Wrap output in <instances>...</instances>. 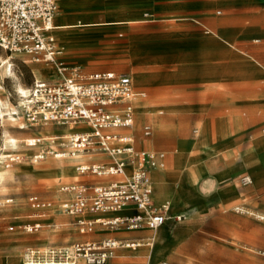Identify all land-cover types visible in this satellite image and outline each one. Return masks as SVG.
I'll use <instances>...</instances> for the list:
<instances>
[{"label":"crops","instance_id":"obj_1","mask_svg":"<svg viewBox=\"0 0 264 264\" xmlns=\"http://www.w3.org/2000/svg\"><path fill=\"white\" fill-rule=\"evenodd\" d=\"M56 2L59 12L57 11L58 15L56 13L53 19L52 34L60 54L71 49L88 51L103 42L101 38L104 32L95 28L98 23L108 22L112 26L109 29L112 32L118 30H116L118 24L121 25L120 38L113 41L116 40L121 51L125 52V60L122 63L126 62L124 65H130V69L127 72H117L115 69L80 71L91 73L108 70L128 74L135 90L143 93V96L134 102L135 124L133 122L132 127L123 132L133 137L137 149L164 153V166L150 169L148 174L150 182L151 178L155 179L157 185L160 184V188L166 194H172V197L170 196L169 202H163L159 196H153L151 192L152 202L154 205L170 204L171 215H185L182 221L177 222L172 218L153 232L143 229L114 233L96 225L92 233L83 234L82 238L76 241L107 236L131 239L152 237L151 246H141L134 250L119 249L117 251L119 254L114 257L119 258L118 261L104 264H132L134 258H145V264H159L161 261L168 264H231V261L226 262L231 257L220 251H214L212 256L208 257L202 254L199 244L207 239L214 242L219 240L238 243L247 250L264 253V224H258L255 219L246 215L249 213L264 217L255 213L264 212V178L255 173L256 167L253 166L256 163L255 155L261 150L264 151V136L256 134L247 141L243 147V156L240 158L239 144L243 137L239 135L235 120L230 124L225 122L221 129L216 128L213 132L207 130L208 126L205 123H201L198 129V132L202 129L201 135H198L196 129L191 130L190 126V122L196 126L201 121L199 115L205 116V121L215 123L221 117L218 115L228 111L234 113L238 110V99L210 94L208 98L190 101L176 98L157 104L142 103L147 97L145 88L149 84L157 90L186 85L193 91H202L224 85L226 83L224 80L232 82L226 79L235 81L263 75V71L254 63L214 62L230 54L228 46L230 43L234 45L238 34L225 33V19L219 20L216 25L202 18L212 6V1L154 0L147 10L146 0H56ZM258 2L264 10V0ZM216 13L219 14L220 10ZM154 14L157 16V28H141L140 18L154 17ZM262 15L264 17V14ZM215 25L217 36L213 39L204 28L209 29ZM56 26L62 28L57 29ZM253 41L260 42L261 38L257 37ZM146 49L152 52L148 55L146 65L133 66L128 62L138 61L139 52L142 53ZM209 59L211 63H208ZM150 61L167 67L159 70L158 75L151 77L144 70ZM65 64L77 67L73 63ZM44 66L47 71L44 79H52L53 72L57 71L51 65ZM132 72H137V76H132ZM143 74L151 78L149 81L144 80V86L133 82L132 77L140 82V76ZM137 106L139 110L136 113ZM203 110H207L208 113L201 114ZM146 122L151 123L145 125L152 128L149 137L142 134L141 125ZM84 128L88 130L85 125L81 127ZM74 163L76 164V161ZM243 169L249 171L254 184L248 186L239 184L240 172ZM102 181L103 179L94 182ZM237 212L240 213L237 215ZM11 218L14 221H21L20 215H13ZM40 218L31 222L41 221ZM134 233L144 234L137 237L129 236ZM27 242L28 239L9 237L0 240V248L8 252L5 259L3 258L4 261L10 263L13 257L11 255H15L13 253L24 245L23 251L38 244L28 245ZM23 251L19 256L22 257ZM257 258V255L253 254L252 260L242 262L238 251V254L233 256V264H258Z\"/></svg>","mask_w":264,"mask_h":264},{"label":"built area","instance_id":"obj_2","mask_svg":"<svg viewBox=\"0 0 264 264\" xmlns=\"http://www.w3.org/2000/svg\"><path fill=\"white\" fill-rule=\"evenodd\" d=\"M57 11L56 0H0V47L32 62L52 65L59 73L55 79L34 78L23 96L25 120L38 126L51 123L76 128L68 135H37L30 145L47 142L49 150L34 154L33 159L45 154L75 157L79 174L104 178L102 182L75 181L59 187L60 211L75 218L79 233H92L96 225L114 233L156 229L170 219V213L168 203L153 204L148 172L164 166V153L137 149L133 137L123 132L132 127L134 102L143 93L135 90L128 74L108 70L82 73L57 60L52 34ZM84 125L88 130L81 129ZM261 131L264 134V126ZM142 134L149 137L151 126H143ZM7 159L13 163L21 157L8 154ZM252 183L250 175L239 176L241 186ZM26 201L37 211L51 205L37 195H29ZM43 216L44 212L34 214L36 219ZM184 218V214L173 216L177 222ZM41 226L36 220L24 223L22 229L33 233ZM147 239L107 236L68 246H30L22 257L24 264H104L116 257L119 249H134Z\"/></svg>","mask_w":264,"mask_h":264},{"label":"rangeland","instance_id":"obj_3","mask_svg":"<svg viewBox=\"0 0 264 264\" xmlns=\"http://www.w3.org/2000/svg\"><path fill=\"white\" fill-rule=\"evenodd\" d=\"M152 1L154 0H146V10L149 9L150 5L152 6ZM211 1L212 6L202 15V18L216 25L219 20L225 19V33L238 34L234 45L230 43L228 46L230 54L220 60L215 59L217 61L214 62L227 64L234 62L254 63L259 70L263 71V75L241 78L235 81L226 79L232 82L224 80V82H226L224 85H218L213 90L202 91H193L186 85H180L178 88L167 87L157 90L153 88L152 84H149L145 88L147 97L142 103L157 104L176 98L190 101L208 98L210 94H216V96L226 95L228 99L237 98L238 110L234 113L228 111L223 113V115H218L221 117H219L217 119L218 121L215 123L208 122L207 120L205 121L206 117L199 115L198 118H201V121L196 126L190 122V126H192L191 130L196 129L198 132L200 124L205 123L208 126L207 130L213 132L216 128L221 129L222 124H225V122L230 124L232 120H235L239 135L243 137L239 144V156L242 158L245 143L251 140L256 134L264 136L261 131L264 125V17L262 15L264 14V10L260 7V2H258V0ZM217 10H220L219 14L216 13ZM156 18L157 16L155 14L154 17L140 18L142 23L141 28H157L158 21H156ZM216 25L209 27V29L204 28L208 32L210 38L215 39L217 36ZM111 27L112 26L106 21L96 24L95 28L104 32L101 38L103 42L97 44L93 49H88V51H80L78 49L65 51L57 55V60L67 64L73 63L79 69L86 71L115 69L117 72H127L131 66L128 64L124 65L126 62L122 63V61L125 60V52L121 51V47L116 40L113 41L115 38H120L121 25L118 24L116 26V30H118L115 32L109 30ZM56 28L60 29L62 27L56 26ZM257 37L261 38V41L256 43L253 39ZM150 53L152 52L146 49V51L142 53L139 52L138 61L131 60L128 62L133 66L146 65ZM1 59L8 60L10 64L8 66H6V64L2 66L0 62V99L3 102L2 109L4 113L3 118H1L0 115V169L6 173L4 185L3 187L0 186V240L7 237L10 239H28V245L38 243L34 246L39 247L69 245L81 239L83 234L79 233L75 224V218L63 214L60 211L59 204L62 198L59 192L60 185L75 181L94 182L96 180H104V178L90 173L79 174L76 164L71 162L73 158H54L51 154H45L44 158L38 160L33 159L34 154L40 153L43 150H49V148H47V142L43 145H30L37 135L46 136L48 134L59 133L68 135L76 128L70 126H57L51 123L40 126L28 123L25 120L22 107H18L19 100L23 101V98L19 97L16 89L20 85L27 90L34 80V72L38 67L44 68L45 64H36L30 61L25 55L9 52L0 47V61ZM208 63H211V59H209ZM166 67V65L150 61L148 67L144 68V70L149 76L154 77L158 75L159 70H163ZM9 68L11 69L10 72L8 71ZM53 73L52 79L59 76L56 72ZM148 75H139L141 77L140 82L132 77L133 82L140 86H144V80L149 81L151 79ZM132 76H137V72H132ZM230 104L231 103H229V105ZM138 108V106L135 107L136 113L139 110ZM10 113L14 114L16 121H12L8 116ZM207 113V110L201 111V114ZM145 124L151 123H143L141 129ZM209 126L211 128H209ZM202 133V129H200L198 135ZM191 134L194 136L193 131H191ZM10 138L15 140L14 144H10L6 141V139L9 141ZM8 154H19L21 159L18 162L9 163L7 159ZM255 159L256 163L253 164V166L255 165L256 168L254 171L258 176L264 178V151H259L255 155ZM64 167L67 168L68 172L73 169L76 173L74 175L62 173L60 169ZM242 174H249V171L243 169L240 172V175ZM29 195H37L42 200L50 201L51 205L47 209H44V211H37L27 203L26 198ZM8 199L11 201H6ZM38 212L45 213V216L42 217V219L40 218V222L42 223L41 228L33 233L25 232L22 229V225L26 221L31 222L36 219V217L34 218V214ZM239 213L240 212H237V215ZM255 213L264 215V212ZM13 215H20L21 221H14V219L11 218ZM246 215L255 219L258 224H264V220L255 218V214L252 215L248 213ZM10 225L13 226V230H8V226ZM147 231L151 232L153 230ZM143 234L144 233H134L129 236L137 237ZM199 245L202 254L207 257L212 256L214 251H220L224 253L225 256L231 257L227 259L226 262L231 261V264H233V256L240 251L242 262L252 260V255L255 254L258 257V264H264V253L247 250L238 243L219 242V240L218 242H214L207 239L202 241ZM23 247L15 251L13 253L15 255H11L13 259H11L8 264H14L18 260L20 257L19 255L23 251ZM6 254H8V252L0 248V258L2 259L0 260V264H7L4 261V257L7 256ZM118 259L119 258H113L106 263L116 262ZM166 260L168 261V258H166ZM132 264H145V258H134L132 259Z\"/></svg>","mask_w":264,"mask_h":264},{"label":"bare ground","instance_id":"obj_4","mask_svg":"<svg viewBox=\"0 0 264 264\" xmlns=\"http://www.w3.org/2000/svg\"><path fill=\"white\" fill-rule=\"evenodd\" d=\"M57 53L58 54H60V51H59V49L57 48ZM1 64H2V66L3 65H5L6 64V66H8L9 64H10V62L8 61V60H5V59H1ZM11 66V65H10ZM52 66V65H51ZM53 67V66H52ZM56 71H57V73H58V70L55 68V67H53ZM10 68H9V72H10ZM6 71V70H5ZM35 74H34V78H36V79H44V77H45V75H46V73H47V71H46V69H44V68H37V70L34 72ZM59 74V73H58ZM16 91H17V93L19 94V97L21 98H23V96L24 95H26V93H27V90L25 89V88H23V87H21L20 85L17 87V89H16ZM20 102H19V105H18V107L20 108V107H22V109H23V112H24V108H23V101L22 100H19ZM2 101H1V99H0V115H1V118H3V109H2ZM4 105V104H3ZM11 119H12V121H16V117L14 116V114L13 113H10L9 115H8ZM18 119V118H17ZM19 120V119H18ZM24 125V124H23ZM5 141V140H4ZM6 141L7 142H9L10 144H14L15 143V140L13 139V138H10L9 139V141L6 139ZM251 153V152H250ZM249 154V153H248ZM69 158H73V157H69ZM75 160H76V158H73V160L71 161V162H75ZM244 161V160H243ZM246 161V160H245ZM247 162V161H246ZM5 167V166H4ZM3 167V168H4ZM7 168V167H6ZM8 169V168H7ZM6 169V170H7ZM5 170V169H4ZM60 171L62 172V173H67V174H70V175H74L75 173H76V171L75 170H73V169H71V170H69V172L67 171V168H62V169H60ZM150 174H151V171H150ZM151 176V175H150ZM5 179H6V173L3 171V170H1L0 169V186L1 187H3V185H4V182H5ZM252 179V178H251ZM253 182V181H252ZM158 183H157V181L155 180V179H153V178H151V187H152V194H153V196H159L162 200H163V202H169L170 200V198L172 197V194L170 195L169 193L168 194H166L165 192H164V190L162 189V188H160V184L159 185H157ZM165 191H166V189H165ZM171 196V197H170ZM170 205V204H169ZM169 205L167 204V206H168V211H169ZM170 219H172L173 218V216L174 215H171V213H170ZM170 219H168V220H170ZM167 220V221H168ZM166 221V222H167ZM162 226V225H161ZM160 226V227H161ZM159 228V227H158ZM158 228H156V229H153V231H156ZM153 231H151V232H153ZM161 231V230H160ZM161 235V234H160ZM149 239H147V240H145V241H141V243L138 245V246H136L134 249H136V248H138V247H141V246H151L152 245V241H153V239H152V237L151 236H147ZM164 240V239H163ZM165 241V240H164ZM134 249H132V250H134ZM150 253V252H149ZM18 257V256H17ZM13 259V258H12ZM8 264V263H7ZM14 264H24V261L22 260V257L20 256L19 258H18V260L14 263ZM80 264H85V263H80Z\"/></svg>","mask_w":264,"mask_h":264}]
</instances>
